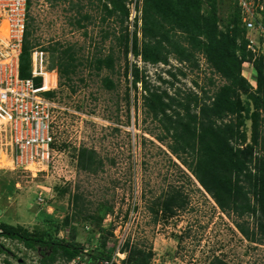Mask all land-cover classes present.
<instances>
[{
	"label": "rangeland",
	"instance_id": "374dc122",
	"mask_svg": "<svg viewBox=\"0 0 264 264\" xmlns=\"http://www.w3.org/2000/svg\"><path fill=\"white\" fill-rule=\"evenodd\" d=\"M99 4L98 0H29L31 42L37 43V49L71 46L77 65L70 78L59 76L57 53H45L46 70L54 72L48 76L49 86H53L60 110L54 124L55 150L44 170L12 168L10 147L0 135V222L28 231L39 230L46 239L64 242L71 241L74 234L73 240L83 247V252L96 249L101 235L106 234L103 249L110 251V262L115 264H122L127 255V250L122 251L125 241L130 246L150 248V264H210L214 257L226 264H264V243L250 242L242 236L235 226L242 218L238 220L236 215H227L218 208L170 152L166 143L169 137L165 141L155 137L162 130L146 114L141 85L133 89L130 70L127 76L124 72L134 62L149 83L158 85V74L171 80L164 70L171 65L176 72L175 65L181 66L185 75L177 72L173 87L161 84L171 94L179 89L181 95L189 89L201 92L202 86L211 93L222 83L221 78L211 72L202 56L198 67L180 65L172 57L169 66L151 65L130 53L125 57L114 37L119 32V22L115 16L102 20ZM227 4L229 0L219 6L221 16L227 13ZM78 11L90 15L89 21H83L84 27L72 23L80 16ZM261 15L264 20V10ZM132 22L129 16L124 25L133 30ZM247 37L259 45L257 52L264 54V36L250 30ZM109 53L114 57L113 70H96L89 64L95 55ZM242 72L248 79L254 76L251 66L245 65ZM105 76L113 80L114 88L105 87ZM241 98L248 101L245 95ZM244 127L249 137V119H245ZM80 147L95 150L101 163L94 172L78 168L76 153ZM258 152L264 154L261 149ZM174 186L185 194V207L171 216L158 213L156 218L150 206ZM75 193L80 197L79 213H75ZM100 210V227L89 224L86 215L101 213ZM66 215L71 219L64 226ZM247 220L252 225L251 219ZM0 243L4 250L0 252V264H41L40 248L27 249L16 239L0 238ZM42 250L47 254L50 249ZM61 263L57 259L53 264Z\"/></svg>",
	"mask_w": 264,
	"mask_h": 264
},
{
	"label": "trees",
	"instance_id": "16d2710c",
	"mask_svg": "<svg viewBox=\"0 0 264 264\" xmlns=\"http://www.w3.org/2000/svg\"><path fill=\"white\" fill-rule=\"evenodd\" d=\"M98 1L101 19L115 16L119 22L120 29L114 37L125 57L130 53L145 63L167 66L172 57L180 65L198 67L199 56H202L211 72L221 78L222 83L217 84L211 93L202 86L201 92L189 89L181 95L179 89L175 88V94H171L168 87L161 86L163 83L173 87L177 81L176 73L185 75L181 66H173L176 72L172 71L171 65L164 70L171 80L158 74L157 79L161 82L158 85L149 83L147 75L134 62L127 65L124 72L127 76L130 70L133 89H137L138 83L141 85L146 114L157 121L162 130L155 137L160 141L169 137L166 143L170 152L189 170L218 208L227 215H236L238 220L242 218L235 223L242 236L250 242L264 243V154L258 152L260 149L264 152V126L261 125L264 120V54L247 47L248 30L242 22L237 2L229 0L227 13L221 16L219 6L225 0H141V3L135 0L136 15L133 30H129L124 23L129 19L131 0ZM28 19L29 14L19 55V76L23 78L30 76V53L37 46L29 39ZM89 19L90 15L84 13L72 23L84 27L83 21ZM107 35L105 32L104 37ZM41 49L56 52L57 73L70 78L77 65L71 46L61 49L50 45ZM89 64L96 70L103 67L113 70L114 57L111 53L95 55ZM245 65L251 66L252 79L242 72ZM35 81L40 83L41 78L36 77ZM210 82L213 83L211 78ZM103 83L109 89L115 86L108 76L103 78ZM44 94L53 96V91ZM242 95L247 97V102L242 100ZM245 119L250 120L249 137L244 127ZM76 162L79 169L89 172H94L101 163L96 159L95 150L87 147L78 149ZM78 199L80 197L75 193V213L81 211L79 207L77 210ZM185 205V194L174 186L153 202L150 209L157 218L158 213L174 215ZM86 216L89 224L100 227L103 211ZM249 218L252 225H249ZM70 219V215H66L62 225L70 224ZM71 237L69 242L46 239L39 230L28 231L0 222V238L16 239L27 249L40 248L41 264H53L57 259L62 261L61 264H67L76 257L84 264L111 263L110 251L103 249L106 234L101 235V244L96 249L86 252L73 240L74 234ZM42 247L49 248V252L46 254ZM122 249L127 250L122 264L151 263L150 248L130 246L125 241ZM4 261L9 263L7 258ZM210 264L226 263L214 257Z\"/></svg>",
	"mask_w": 264,
	"mask_h": 264
},
{
	"label": "built area",
	"instance_id": "2783aa9c",
	"mask_svg": "<svg viewBox=\"0 0 264 264\" xmlns=\"http://www.w3.org/2000/svg\"><path fill=\"white\" fill-rule=\"evenodd\" d=\"M234 1L240 8L246 29L264 36L260 13L264 9L263 2ZM130 4L129 16L133 19L136 15L135 0ZM27 14L28 0H0V135L10 147L12 168L39 172L49 165L55 150L54 124L60 105L54 96L44 94L53 91L48 76L54 73L46 70L45 51L32 48L30 76H19V55ZM247 47L253 52L259 49V45L250 38ZM36 77L41 78L40 83H36ZM70 261L84 264L78 257Z\"/></svg>",
	"mask_w": 264,
	"mask_h": 264
},
{
	"label": "crops",
	"instance_id": "0c3cea01",
	"mask_svg": "<svg viewBox=\"0 0 264 264\" xmlns=\"http://www.w3.org/2000/svg\"><path fill=\"white\" fill-rule=\"evenodd\" d=\"M261 13V12H260ZM262 14V13H261ZM261 17H262V15H261ZM45 53H48V51L47 52H45ZM49 53H51V52H49ZM47 64V63H46ZM150 64V63H149ZM47 66H48V64H47ZM252 69V68H251ZM9 158V157H8ZM8 162H9V160H8Z\"/></svg>",
	"mask_w": 264,
	"mask_h": 264
},
{
	"label": "clouds",
	"instance_id": "9594fccd",
	"mask_svg": "<svg viewBox=\"0 0 264 264\" xmlns=\"http://www.w3.org/2000/svg\"><path fill=\"white\" fill-rule=\"evenodd\" d=\"M36 47V46H35ZM41 49V48H40ZM43 50V49H42ZM43 51H45V50H43ZM46 52V51H45ZM149 64V63H148Z\"/></svg>",
	"mask_w": 264,
	"mask_h": 264
}]
</instances>
